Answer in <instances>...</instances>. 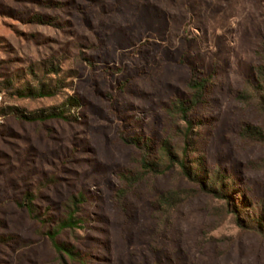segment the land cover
<instances>
[{
	"label": "rangeland",
	"instance_id": "rangeland-1",
	"mask_svg": "<svg viewBox=\"0 0 264 264\" xmlns=\"http://www.w3.org/2000/svg\"><path fill=\"white\" fill-rule=\"evenodd\" d=\"M51 65L58 96H14ZM260 67L264 0H0V83L14 79L0 92V264H264V238L232 211L248 223L264 203V142L248 132L264 134ZM194 77L210 81L189 165L200 177L222 170L232 208L178 168L127 180L141 152L124 137L183 145L167 107L190 98ZM67 97L80 102L69 121L17 117ZM27 193L45 224L21 207ZM80 193L85 223L57 238L84 258L74 262L46 233Z\"/></svg>",
	"mask_w": 264,
	"mask_h": 264
},
{
	"label": "trees",
	"instance_id": "trees-1",
	"mask_svg": "<svg viewBox=\"0 0 264 264\" xmlns=\"http://www.w3.org/2000/svg\"><path fill=\"white\" fill-rule=\"evenodd\" d=\"M40 24L42 20L37 21ZM86 61V59H83ZM45 74L38 81L37 87L33 88L25 85L23 88L15 89L14 96L18 98H55L59 95L62 85L61 81H56L54 84L50 83L47 74L51 72L56 73L57 67L50 66L45 68ZM34 71L30 70V75L33 76ZM210 79L196 77L192 78L189 83V89L192 91L190 98H179L173 100L171 104L168 105L170 115L175 118H179L181 122L184 123L182 128H178L180 131V136L182 138L183 145L181 147H174L170 140H162L154 143L152 138H135L129 139L124 137V142L137 147L141 152V173L135 177L127 178L130 182H138L142 177L147 175H164L174 168H178L181 173L190 182L196 184L199 191L213 196L217 199L224 201L228 204V207L232 208V202L225 193L228 185H225L227 180V175L220 169L211 174L203 175V177L198 176L193 172L195 170L190 168L188 154L193 147V130L196 128V120L192 118V115L196 111V108L204 100L206 94L207 86L209 85ZM14 89V79L8 78L7 80L0 83L1 90H13ZM254 95L257 98L258 105L262 112H264V68H258V77L253 85ZM79 100L76 97H67L66 100L56 108H50L48 110H42L31 115H24L18 113V119L28 121V122H45L48 120H64L69 121L73 119L75 115L71 114V109H76L79 107ZM255 129L249 128L248 132L259 136L264 142V134L255 132ZM194 160V159H193ZM126 178V177H125ZM34 196L27 193L23 196L21 207L25 208L30 217L34 220L40 221L42 224L47 222L43 219L42 215H39L36 207L33 205ZM86 198L83 194H78L70 198L66 204H64V213L59 218L52 219V228L46 233V236L50 240L53 248L60 256H65L68 260L74 262L84 261V258L79 256L78 253H74L69 250L66 246L60 244L57 240L58 236L67 231H76L82 228V224L85 223L83 217L77 215L80 210V205L85 202ZM234 208V207H233ZM256 212L252 213V217L248 223L242 222L237 209H233V213L238 221L240 228L243 230L257 233L264 238V203L258 204L256 207ZM51 221V220H50Z\"/></svg>",
	"mask_w": 264,
	"mask_h": 264
},
{
	"label": "built area",
	"instance_id": "built-area-1",
	"mask_svg": "<svg viewBox=\"0 0 264 264\" xmlns=\"http://www.w3.org/2000/svg\"><path fill=\"white\" fill-rule=\"evenodd\" d=\"M1 106H2V95L0 94V109H1ZM1 120V118H0Z\"/></svg>",
	"mask_w": 264,
	"mask_h": 264
}]
</instances>
